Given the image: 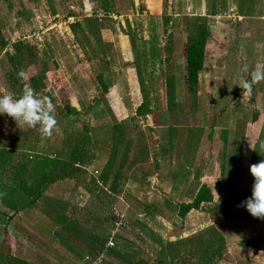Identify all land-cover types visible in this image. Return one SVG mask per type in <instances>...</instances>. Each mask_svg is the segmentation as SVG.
<instances>
[{
  "label": "rangeland",
  "instance_id": "374dc122",
  "mask_svg": "<svg viewBox=\"0 0 264 264\" xmlns=\"http://www.w3.org/2000/svg\"><path fill=\"white\" fill-rule=\"evenodd\" d=\"M225 1L228 10L210 16L222 1L0 0V43H8L0 48V95L22 94L23 83L13 89L7 77L17 68L28 79L40 74L39 95L51 98L57 121L43 135L39 126L0 115V162L9 166L26 142L58 151L55 142L66 147L76 137L84 155L79 182L57 181L41 196L83 208L112 227L106 243L112 247L88 256L89 241L72 237L42 214L41 200L17 191L15 206L4 208L9 220L0 228V264H264V252L241 245L264 236V219L239 207L251 196L250 166L264 160V80L241 87L264 65V18L237 16L240 5L256 11L264 2ZM200 37L206 38L204 64L189 90L182 49ZM15 43L23 45L20 68L9 61ZM123 83L136 95L123 92ZM114 128L128 142L113 163L123 156L125 165L110 169L103 184ZM143 144L148 169L128 166L134 151L140 160ZM9 167L4 179L13 183L15 165ZM196 176L213 199L181 219L178 208L192 202ZM216 237L224 242L221 257H213L214 242L203 259L201 249ZM110 248L130 263L109 256Z\"/></svg>",
  "mask_w": 264,
  "mask_h": 264
},
{
  "label": "trees",
  "instance_id": "16d2710c",
  "mask_svg": "<svg viewBox=\"0 0 264 264\" xmlns=\"http://www.w3.org/2000/svg\"><path fill=\"white\" fill-rule=\"evenodd\" d=\"M220 1H222V5L218 8L217 11H211V13H209L210 16H219L225 13L226 10H228V7H226V1ZM243 1L244 0H239V4H242ZM259 1L264 2V0ZM240 7L242 9V5H240ZM241 9L237 13V16L239 17L264 18L263 9L252 11L253 6H247L244 10ZM7 44L8 43L1 41L0 48H2V51ZM205 44L206 38L200 37L191 44L183 45V84L184 87L189 90H193L198 85L199 75L204 64ZM12 46L15 54L10 57L9 61L12 63V68H20L24 62L23 56L20 55L23 45L15 43ZM26 48L28 50V47ZM168 50L170 51V49H167V51ZM170 55H172V51L169 52V56ZM18 71L19 69L17 68L14 74L10 73V75H7L8 82L13 89H15L18 85H22L21 79L17 75ZM42 82L43 79L41 78L40 74L32 75L28 79V83H30V85L38 94L42 92L41 89L44 86ZM70 112L75 113V110L70 109ZM103 128L106 129V127ZM117 128H114L115 132H112V136H108L111 142V158L108 161V164L105 166V170L99 177V180L102 181L103 184L107 180L110 169L113 170V172L115 171L114 173H116L117 170L123 168L125 165L123 156L120 159L121 162L119 160L117 161V163H113V160L121 155L120 152L126 148V143L128 142V138H126L123 130H121L120 128L119 130H117ZM36 135L38 136V134ZM173 137L174 135L170 136L169 144L171 145L169 148L175 147H171L174 140ZM66 143L67 146L62 147L57 142H55L58 151L56 149L42 151L40 148H36L35 142H33V144H28L26 142L25 145H23V148L17 146L18 144L14 147L12 146L14 148L13 150L20 148V152L18 151L19 153L17 154L14 153V156L11 158L9 163V166L15 165V174H17V177L14 180L17 181L15 183V185H17L16 189L11 187L9 191L13 195L17 191L22 192L23 197L28 201L30 200L38 203L41 200L40 210L42 214H44V216L47 217L50 221L62 227L65 231L69 232L72 237H75L80 241H89L87 243V245H89L90 247L88 256L96 257V255L101 254L106 248V243L108 242L111 233L110 231L112 230V227L108 225V222L104 223V221L100 222L99 219H94L95 216H92L88 211L84 210L83 208H79L76 205L69 204L68 202H57L51 199H45L43 196H41L43 191L46 190L48 186L54 184L57 181H62L67 178L75 179L76 181H78L80 178L81 172L84 168V155H82V153L80 152L79 145L77 144L79 143V140L74 137ZM12 147L11 149L9 148L11 151L8 152H12ZM68 149L71 150L69 151V153ZM148 153V147L146 146V144H143V146L139 149L140 160L138 161V156H135L136 153L134 151V153L132 154V156H134H131L132 158L128 166L134 167L137 164H144L146 165L145 167H147L146 169H148V167L150 166L148 164ZM6 165L7 164L5 163L0 164V166H2L4 169L6 168ZM111 190L115 192L116 186H113ZM190 195L192 196V202L181 204L178 208L177 216L181 219H183L191 210H197L202 203L211 202L213 199L211 189L207 185H200L198 176H196L192 181ZM34 204L35 203H32V205ZM90 222H92V225L88 224ZM214 242H218L219 247L216 248V254L213 255V257H216L218 259L221 257V251L224 242L222 238L216 237L205 247L204 250L201 249L203 259L206 254L207 256L210 255L211 247L212 245H214ZM67 244L70 247L74 248L72 243L67 242ZM241 245L245 248H251L257 252H264V236L258 235L255 238L243 240L241 242ZM107 252L109 256L117 259L118 261L130 263L128 260H126L125 257L121 256L115 250V248H110ZM83 255V253L78 252V258H83Z\"/></svg>",
  "mask_w": 264,
  "mask_h": 264
},
{
  "label": "clouds",
  "instance_id": "9594fccd",
  "mask_svg": "<svg viewBox=\"0 0 264 264\" xmlns=\"http://www.w3.org/2000/svg\"><path fill=\"white\" fill-rule=\"evenodd\" d=\"M17 75L23 83L22 94L18 98L11 94L0 95V115L6 114L30 128L39 126L43 135H49L57 122L51 98L39 95L30 83H24L28 79L26 71L21 70ZM261 80H264V65L258 64L251 73V80H242L241 87L250 90L253 83ZM250 173L254 178L251 196L239 207H244L255 218L264 219V160L252 164Z\"/></svg>",
  "mask_w": 264,
  "mask_h": 264
},
{
  "label": "crops",
  "instance_id": "0c3cea01",
  "mask_svg": "<svg viewBox=\"0 0 264 264\" xmlns=\"http://www.w3.org/2000/svg\"><path fill=\"white\" fill-rule=\"evenodd\" d=\"M183 78V77H182ZM122 89H123V92H125V91H128V93L129 94H127L128 96L129 95H131L130 93H133L134 95H136V91L137 90H135L134 88H132L131 87V85H128V87H126V85L123 83L122 84ZM133 89V90H132ZM133 91V92H132ZM135 91V92H134ZM120 99V98H119ZM130 101L132 102L133 100L132 99H130ZM121 108V107H120ZM105 126H107V125H105ZM104 127V126H103ZM10 146H7L6 147V150L7 151H11L10 149ZM14 150H12V152H13ZM255 155H257V154H255ZM252 161L253 162H255L254 161V159H252ZM1 164V163H0ZM8 169H10V167L9 166H7L5 169L2 167V166H0V228H2L3 226H1V225H3L4 223L6 224V221L5 220H9L8 219V217L5 215V214H7V212L5 211V209L4 208H6V207H11V208H13L14 206H15V203H16V199H17V197L18 196H16V195H18L17 193L18 192H15L14 193V195L12 194V193H10V191H9V189L12 187V188H14V189H16V186L17 185H15L14 184V181H13V183H8L5 179H4V174L6 173V170H8ZM196 173H197V171H196ZM201 180V178H199V181ZM15 186V187H14ZM4 188H5V190H4ZM17 191V190H16ZM159 217V216H158ZM161 218V217H160ZM159 219V218H158ZM162 219V218H161ZM13 220V219H12ZM18 221V220H17ZM7 231H8V229H7ZM1 247V246H0ZM1 254V253H0Z\"/></svg>",
  "mask_w": 264,
  "mask_h": 264
},
{
  "label": "built area",
  "instance_id": "2783aa9c",
  "mask_svg": "<svg viewBox=\"0 0 264 264\" xmlns=\"http://www.w3.org/2000/svg\"><path fill=\"white\" fill-rule=\"evenodd\" d=\"M106 247H108V246H106ZM109 247H112V246H109ZM109 247H108V248H109ZM83 260H84V259H83ZM84 262H86V263L88 262V258H87V257L85 258Z\"/></svg>",
  "mask_w": 264,
  "mask_h": 264
}]
</instances>
